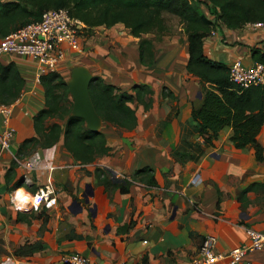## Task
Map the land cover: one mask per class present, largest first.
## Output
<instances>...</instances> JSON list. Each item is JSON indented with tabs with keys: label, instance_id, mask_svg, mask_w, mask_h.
Returning a JSON list of instances; mask_svg holds the SVG:
<instances>
[{
	"label": "crops",
	"instance_id": "0c3cea01",
	"mask_svg": "<svg viewBox=\"0 0 264 264\" xmlns=\"http://www.w3.org/2000/svg\"><path fill=\"white\" fill-rule=\"evenodd\" d=\"M90 32L81 38L83 52L68 55L64 64H83L93 76L133 97V86L144 84L150 89L144 95L149 106L130 102L137 115L132 129L102 124L109 150L91 163L75 160L62 139L17 154L36 135L33 117L43 108L44 96L35 80L36 64L25 57L10 59L25 85L8 119L13 142L9 149L0 146V264H68L63 258L72 252L97 264H185L206 235H214L215 251L226 254L248 244L244 227L264 232V163L256 160L251 145L234 147L229 126L210 145L191 119L202 94L199 78L186 71V36L164 47L154 41V61L146 66L139 58L140 38L122 24ZM214 32L204 39V51L214 60L251 65V48L264 52V28L221 26ZM124 37L128 44H122ZM8 59L0 58L2 63ZM4 127L0 114V131ZM257 139L264 147V124ZM49 150H54L51 159ZM15 156L33 160L35 167H19ZM143 167L151 168L154 184L140 179L137 170ZM96 168L112 183H129L128 192L106 189ZM48 178L56 188V204L17 210L12 191L22 187L34 192ZM250 259L264 264V249Z\"/></svg>",
	"mask_w": 264,
	"mask_h": 264
},
{
	"label": "trees",
	"instance_id": "16d2710c",
	"mask_svg": "<svg viewBox=\"0 0 264 264\" xmlns=\"http://www.w3.org/2000/svg\"><path fill=\"white\" fill-rule=\"evenodd\" d=\"M65 8L71 17L82 21L86 31L97 26L122 24L134 37H139V58L143 65L154 61V41L168 29L164 13L176 16L187 40L186 71L199 78L202 101L192 107L191 119L203 142L214 145L218 132L232 129L234 147L251 145L255 158L264 163V147L257 135L264 124V84L240 89L229 80V65L214 60L204 51V39L221 26L237 29L248 22L264 23V0H0V38L25 24L39 20L47 9ZM212 16V17H211ZM150 33L151 38L143 37ZM158 37L155 39L154 37ZM254 61L264 62V52L252 47ZM67 65L40 76L44 106L33 117L36 135L18 148L17 154L36 147H50L63 140L73 158L88 164L109 150L102 128L92 131L82 118L71 115L72 99L66 79ZM25 78L14 60H0V103H12L24 88ZM135 97L119 86L93 76L89 84L92 104L104 125L132 129L137 123L134 99L147 108L144 95L150 89L144 84L133 86ZM170 96L169 93L163 92ZM67 99V100H65ZM54 119L49 122V120ZM57 119V120H56ZM140 179L154 184L151 168L137 170ZM136 174V175H137ZM98 182L117 193L129 190V183H112L100 168L95 169Z\"/></svg>",
	"mask_w": 264,
	"mask_h": 264
},
{
	"label": "built area",
	"instance_id": "2783aa9c",
	"mask_svg": "<svg viewBox=\"0 0 264 264\" xmlns=\"http://www.w3.org/2000/svg\"><path fill=\"white\" fill-rule=\"evenodd\" d=\"M244 25L264 28L263 22H248ZM83 32H86L85 24L71 17L67 9H47L43 11L39 20L31 21L0 38V58L8 57V62L15 57L32 60L36 64L35 80L39 83L41 75L58 71L64 65L68 55L83 52L81 40ZM214 34V30H211L209 35ZM229 80L240 89L264 84V62L254 61L251 65H244L240 60L233 61L229 65ZM13 102L0 103V114L5 123L4 129L0 131V146L4 149L10 148L14 138V128L8 125ZM14 160L25 170L33 168L30 166L33 160L25 161L17 156ZM24 180L25 183L29 182L27 176ZM17 189L12 191V199ZM25 192L33 197L42 195L38 210L31 204L27 206L33 211H39L42 208L51 209L57 202L56 188L50 178L39 185L34 192L27 190ZM244 229L249 238L248 244L234 247L224 254L215 251L217 238L209 234L202 240L197 255L185 264H217L223 259H227L228 264H252L250 255L264 249V232L247 226ZM63 260L68 264H97L90 257L78 252L66 255Z\"/></svg>",
	"mask_w": 264,
	"mask_h": 264
},
{
	"label": "water",
	"instance_id": "95a60500",
	"mask_svg": "<svg viewBox=\"0 0 264 264\" xmlns=\"http://www.w3.org/2000/svg\"><path fill=\"white\" fill-rule=\"evenodd\" d=\"M93 74L83 64H71L68 66V77L66 79L69 94L72 99L71 115L82 118L88 129L99 131L102 127V118L96 112L89 94V84ZM200 96V92H199ZM86 201L88 195L86 192ZM95 205L90 208L93 211Z\"/></svg>",
	"mask_w": 264,
	"mask_h": 264
},
{
	"label": "rangeland",
	"instance_id": "374dc122",
	"mask_svg": "<svg viewBox=\"0 0 264 264\" xmlns=\"http://www.w3.org/2000/svg\"><path fill=\"white\" fill-rule=\"evenodd\" d=\"M164 20L166 25L168 26V29L163 33V36H165V38L161 37V39L157 41V44L164 47V45L165 46L171 45L172 44L171 41H175V42H180L181 40L184 41L183 37H185L186 35L182 29V25L179 22L178 18L172 14L164 13ZM90 34H91L90 30L83 32L81 38H84L85 36L87 37ZM158 37L159 36L157 37L155 36L154 38L158 39ZM121 41L124 42L122 43L123 45L128 44L129 42L126 37L122 38ZM65 75H67L68 77V69Z\"/></svg>",
	"mask_w": 264,
	"mask_h": 264
},
{
	"label": "clouds",
	"instance_id": "9594fccd",
	"mask_svg": "<svg viewBox=\"0 0 264 264\" xmlns=\"http://www.w3.org/2000/svg\"><path fill=\"white\" fill-rule=\"evenodd\" d=\"M54 150H49L48 158L51 159ZM38 159V156L36 157ZM31 167H35L34 163L30 164ZM42 195L38 194L35 197L26 193L23 188L16 190L13 196V203L17 210H27V206L31 204L34 208L38 210Z\"/></svg>",
	"mask_w": 264,
	"mask_h": 264
}]
</instances>
